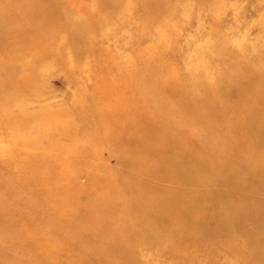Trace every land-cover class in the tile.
Masks as SVG:
<instances>
[{
  "label": "rangeland",
  "instance_id": "374dc122",
  "mask_svg": "<svg viewBox=\"0 0 264 264\" xmlns=\"http://www.w3.org/2000/svg\"><path fill=\"white\" fill-rule=\"evenodd\" d=\"M0 264H264V0H0Z\"/></svg>",
  "mask_w": 264,
  "mask_h": 264
}]
</instances>
